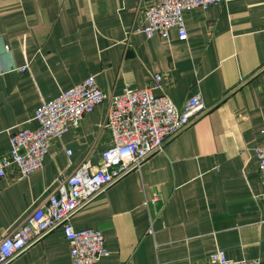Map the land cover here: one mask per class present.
Returning <instances> with one entry per match:
<instances>
[{
  "label": "crops",
  "instance_id": "0c3cea01",
  "mask_svg": "<svg viewBox=\"0 0 264 264\" xmlns=\"http://www.w3.org/2000/svg\"><path fill=\"white\" fill-rule=\"evenodd\" d=\"M154 1L0 0V156L10 132L37 125L41 100L89 74L105 95L50 140L42 167L0 176V233L32 211L57 177L85 161L99 164L111 143L100 125L110 97L126 83L151 84L159 72L154 93L181 107L197 92L209 107L71 222L101 229L108 253L94 264H207L215 248L264 264V183L254 151L264 144V0L186 10L185 39L175 28L167 37L135 30ZM6 264H70L67 239L56 228Z\"/></svg>",
  "mask_w": 264,
  "mask_h": 264
},
{
  "label": "built area",
  "instance_id": "2783aa9c",
  "mask_svg": "<svg viewBox=\"0 0 264 264\" xmlns=\"http://www.w3.org/2000/svg\"><path fill=\"white\" fill-rule=\"evenodd\" d=\"M227 0H157L145 7V23L137 26L147 36L163 37L175 28L180 39L187 37L183 13L196 7ZM28 63L19 66L25 70ZM155 72L151 84L135 87L126 83L122 91L110 97L101 126L107 127L111 143L101 152L100 162L80 163L65 177H57L46 197L13 226L0 233V264H6L46 233L61 228L69 245L70 264H94L108 253L101 229L75 227L71 214L102 192L128 170L160 150L166 139L179 132L204 112L209 104L197 92L188 95L181 107L165 93H154L161 85ZM105 95L89 74L54 97L41 100L33 111L34 127L23 126L10 132L7 154L0 156V176L14 169L21 176L42 167L50 140L61 136L68 126L77 125L84 113L103 101ZM67 153L71 151L66 149ZM255 154L261 181L264 183V144L256 145ZM151 224L148 231H151ZM207 264H261L257 258L233 259L222 248L208 255Z\"/></svg>",
  "mask_w": 264,
  "mask_h": 264
},
{
  "label": "water",
  "instance_id": "95a60500",
  "mask_svg": "<svg viewBox=\"0 0 264 264\" xmlns=\"http://www.w3.org/2000/svg\"><path fill=\"white\" fill-rule=\"evenodd\" d=\"M154 203H156L157 205H159V204H160V201H159V200H157V201H155Z\"/></svg>",
  "mask_w": 264,
  "mask_h": 264
}]
</instances>
